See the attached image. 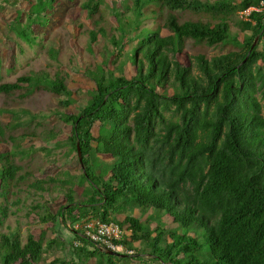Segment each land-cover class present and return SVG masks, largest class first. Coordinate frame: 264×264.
<instances>
[{"label": "trees", "instance_id": "16d2710c", "mask_svg": "<svg viewBox=\"0 0 264 264\" xmlns=\"http://www.w3.org/2000/svg\"><path fill=\"white\" fill-rule=\"evenodd\" d=\"M55 1L30 3L24 25L23 11L18 10L10 29L33 46L32 26L46 24L44 14ZM119 2L79 4L90 18L101 16L106 8L119 30L118 36L102 24L89 30V49L103 37L111 51L102 65L81 71L88 77L87 98L76 113L60 116L70 127L62 144L74 152L80 180L64 173L62 178L48 176L27 184L39 194L64 190L56 210L49 201H36L28 211L41 224L50 223L53 236L45 239L42 229L39 237L29 233L22 243L17 231L0 232V264H39L45 254L58 251L62 258L54 257L49 264H88L92 259L94 264H116V257L139 258L138 254H148L160 264H264V9L233 20L249 7L259 8L260 0H131L123 7ZM152 3L167 9L163 28L169 33L161 34L159 26L145 35L138 30L132 35L131 24ZM6 5L17 7L19 0H1L0 7ZM126 11L132 12L131 18ZM173 11L205 13L212 20L180 22ZM187 39L234 49L211 57L199 53L181 63L176 55ZM128 44L132 46L125 52ZM60 51V40L54 39L48 47L50 58L56 61ZM65 80L59 72L52 77L44 70L23 74L14 81H0V94L8 97L23 90L19 96L26 97L48 91L57 96L59 106L69 107L74 99ZM10 108L0 109L13 116L0 124V146L12 143L11 150L0 152V224L15 213L9 199L22 191L18 185L30 176L13 159L36 152L17 142L36 138L35 132L24 131L18 137L5 130L25 128L38 115ZM24 115L29 121L22 119ZM53 137L52 130L43 134L46 146L37 150L48 155L47 146L61 147ZM98 154L111 159L106 173L92 170L90 162ZM11 203L20 204V198ZM131 206L140 208L142 215L148 209L160 211L176 228L150 229L142 221H149L151 214L144 220L129 216L126 209ZM83 220L118 225L125 232L114 242L136 252L107 254L72 229L71 240L63 238L67 221ZM76 240L81 246H74Z\"/></svg>", "mask_w": 264, "mask_h": 264}, {"label": "rangeland", "instance_id": "374dc122", "mask_svg": "<svg viewBox=\"0 0 264 264\" xmlns=\"http://www.w3.org/2000/svg\"><path fill=\"white\" fill-rule=\"evenodd\" d=\"M82 0H56L52 4V9L46 10L44 17L47 20L45 25H33V36L35 37V44L33 46L26 43L23 39H19L15 32L10 28L15 19L19 16L18 10H22L23 14L20 20V24L26 23V14L30 3H34L35 0H19L17 7L3 6L0 7V81L10 82L14 81L16 77L34 73L38 71H46L52 77L56 72L66 77L65 83L67 89L72 92V98L74 99L73 105L69 107H61L57 103V96L54 93L48 91H35L30 93L26 97H20L19 94H23V90L14 93L8 97L0 94V109H11L13 107L17 109H26L32 114H37L38 117L25 128H17L10 132L9 129L6 135L9 133L21 137L20 133L24 131L35 132L36 138H31L30 141L17 140L20 142L23 149H27L30 146L36 148V152L32 155L27 154L26 157L19 158L17 155L14 157V162L21 165L25 171L29 172L28 180L22 182L18 186L22 190L17 198H20V204L12 205V199L15 200V196H11L9 199V209L15 213H9L0 224L1 233H10L17 231L20 234L21 241L24 243L29 233L39 237L40 230L45 229L44 238L48 239L53 236V232L50 227V223L41 224L39 218L35 213H28L30 206L36 201L43 203L49 201L51 208L56 210L59 203L63 202L62 194L60 191L55 190L53 192L39 194L34 193L33 189L28 188L27 184L33 182L35 179H44L48 176H55L62 178L66 173L72 177L75 182L79 181L78 175H80L79 166L74 156V152H67V147L64 143L70 132L68 124L64 123L60 116L63 113H76L77 107L84 103L87 95L84 93V89L87 87L88 77H84L81 71L85 69L96 68L98 65H102L107 60V54L111 51V44L107 39L98 37V40L89 49L88 38L89 30H97L99 24L105 25L108 33H114L119 35V30L116 28V23H111L110 20H114L111 17L110 12L104 8L101 16L98 14L93 17H86V13L79 8V4ZM109 4L115 0H104ZM119 6L123 7L131 4V0H117ZM215 1V0H208ZM1 2V0H0ZM104 7V6H103ZM156 11V12H154ZM180 22L185 20H212L209 14L205 13H190V12H178L173 11ZM142 15L139 19L135 18V22L131 24L132 35L137 32L142 35L152 31L156 27H161V34H168V30L163 28L165 18L167 16V9L160 8L158 4H148L142 11ZM125 16L131 18L132 12L126 11ZM245 17L240 15V12L233 20ZM139 22L138 28L137 23ZM231 31L236 32L238 29L231 23ZM114 29H112V28ZM129 30V28H128ZM130 34V33H129ZM131 35V36H132ZM242 37V34H241ZM54 39L60 40L61 51L57 56V60L54 61L50 58L48 53V47L53 44ZM132 44H128L125 52L129 51ZM234 49L232 46L226 45L222 47H207L204 44H195L191 39H187L184 42L183 50L180 54L176 55V59L185 63L193 60V56L199 53H204L207 57L222 54L228 50ZM74 69L76 71H74ZM128 72V71H127ZM127 75V73L125 72ZM128 76V75H127ZM59 112V114H58ZM264 115V110H263ZM23 120L29 121V117L24 115ZM13 120L12 113L7 114L0 113V124L4 125L7 122ZM40 122V126H36V123ZM52 130L55 134V142L61 144L59 148H53L51 145L47 146L51 151L47 154V151L37 150L39 147L46 146L43 139V134ZM94 135L97 134V126L92 129ZM40 135H42L40 137ZM12 143L8 140L5 146H0V152L4 150H11ZM53 145V144H52ZM15 149V148H13ZM69 151V149H68ZM69 153V156L68 154ZM110 157L108 155L98 154L95 158H92L91 165L94 173H106L110 164ZM85 184V183H84ZM76 192L80 193L81 188L74 187ZM28 189V191H27ZM13 190H16L13 189ZM2 199H0L1 201ZM127 215L135 216L144 220L147 215L151 214L149 221H142L148 228L152 229L156 226L163 227L165 229H175L176 225L173 224L167 215H163L162 212H158L153 209H148L144 215L142 210L137 207H128L126 209ZM84 222H79L78 231L82 230ZM68 226H71L69 221L66 222V228L62 229V235L66 240L72 238V232ZM56 228V227H55ZM60 228V227H59ZM136 252V251H135ZM68 254V253H67ZM66 254V255H67ZM63 254L58 251L55 254L49 253L44 255V259L39 264H49V261L53 257H60ZM140 258H120L116 257V264H139ZM94 261H90L88 264H94Z\"/></svg>", "mask_w": 264, "mask_h": 264}, {"label": "built area", "instance_id": "2783aa9c", "mask_svg": "<svg viewBox=\"0 0 264 264\" xmlns=\"http://www.w3.org/2000/svg\"><path fill=\"white\" fill-rule=\"evenodd\" d=\"M264 9V0H260L259 8L249 7L245 11L240 12V15H244L245 17L253 11H260ZM84 222L82 225L81 234L89 241L94 244H97L104 251H113L115 253H125V254H134L135 251L127 250L120 244H116L114 241L119 240L125 230L119 228L118 225L114 223H101L99 221L90 220V221H82ZM77 223L71 224L73 227L68 226L69 229L74 231H78ZM74 246H81V242L76 240L73 242Z\"/></svg>", "mask_w": 264, "mask_h": 264}, {"label": "crops", "instance_id": "0c3cea01", "mask_svg": "<svg viewBox=\"0 0 264 264\" xmlns=\"http://www.w3.org/2000/svg\"><path fill=\"white\" fill-rule=\"evenodd\" d=\"M63 236V235H62ZM63 238H65L64 236H63ZM71 240V239H70ZM138 256H139V264H160V261H158V260H154V258L153 257H151L150 255H148V254H138ZM53 259H54V257H53ZM52 259V260H53ZM91 261H94L93 259L91 260ZM50 262V261H49ZM94 263V262H93Z\"/></svg>", "mask_w": 264, "mask_h": 264}, {"label": "water", "instance_id": "95a60500", "mask_svg": "<svg viewBox=\"0 0 264 264\" xmlns=\"http://www.w3.org/2000/svg\"><path fill=\"white\" fill-rule=\"evenodd\" d=\"M256 42H257V38H255V40H254V42L252 44V47L255 45ZM76 149H77V155H78V158H79V161H80L81 157H80V148H79L78 142L76 143ZM105 253L110 254V255H114L115 254V252H112V251H105Z\"/></svg>", "mask_w": 264, "mask_h": 264}, {"label": "clouds", "instance_id": "9594fccd", "mask_svg": "<svg viewBox=\"0 0 264 264\" xmlns=\"http://www.w3.org/2000/svg\"><path fill=\"white\" fill-rule=\"evenodd\" d=\"M113 252V251H112ZM122 254V253H121ZM124 254V253H123Z\"/></svg>", "mask_w": 264, "mask_h": 264}]
</instances>
